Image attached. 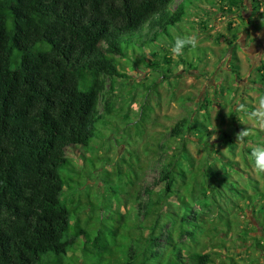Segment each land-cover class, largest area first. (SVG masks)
<instances>
[{"label": "trees", "instance_id": "obj_1", "mask_svg": "<svg viewBox=\"0 0 264 264\" xmlns=\"http://www.w3.org/2000/svg\"><path fill=\"white\" fill-rule=\"evenodd\" d=\"M173 1L0 0V264H223L212 260L206 248L232 226L228 217H220L211 192L206 194L204 178H212L211 190L215 187L218 193L226 180L204 163L193 167L184 144L163 156L155 185L139 184L135 223L128 226L126 215L118 214L123 233L112 228L110 241L101 226H79L80 204L67 207L59 200L71 182L67 174L75 172L73 158L84 159L80 150L98 134L97 125L113 116V86L127 79L123 60L136 48L168 36L169 28L185 17L189 0H180L172 9ZM246 4L226 0L221 11L249 8L239 20L257 30L251 21L255 10ZM169 61L165 55L152 54L143 63L152 73L160 71L159 63L165 64L159 73L165 78L171 74ZM263 70L258 68V83H252L264 94ZM233 76L236 79L237 72ZM198 122L192 120L193 129ZM189 124L180 118L168 129L167 138H179ZM212 133L216 141H230L219 130L192 135L207 140ZM253 138L263 143L262 137ZM211 157L208 162L222 159ZM246 180L252 188V181ZM159 184L160 193L154 189ZM253 189L243 195L239 209L250 212L254 231L242 230L233 242L259 248L264 256V190L256 185ZM228 191L234 197L245 192ZM140 194L149 206L141 204ZM184 206L188 210L181 214L173 210ZM193 206H206V212L217 209L215 224L203 221Z\"/></svg>", "mask_w": 264, "mask_h": 264}, {"label": "rangeland", "instance_id": "obj_2", "mask_svg": "<svg viewBox=\"0 0 264 264\" xmlns=\"http://www.w3.org/2000/svg\"><path fill=\"white\" fill-rule=\"evenodd\" d=\"M179 1L174 0L171 8ZM256 1L257 4L241 0V4L249 3L255 10L251 13L258 30L249 23L243 29L244 22L238 23L239 16H246L243 12L248 14L250 11L245 6L243 12L233 9V13H223L221 8H226V0H189L185 3V17L169 28L168 36L157 37L150 47L136 48L133 55L123 60L125 69L122 73L127 79L117 80L113 86V116L97 125L98 134L90 140L88 147L80 150L84 159L73 158L71 165L75 172L67 174L66 178L71 182L63 187L59 197L67 207L80 204L82 208L77 215L80 227L101 226L108 241V232L112 228H119L123 233L122 222L116 221L118 214L126 215L128 226L135 223V195L139 184L155 185L163 156H169L184 144L193 167L204 163L208 171L219 173L226 180L218 193L214 191L215 187L211 190L212 178H204L206 194L211 192L219 211L206 212V206L191 208L199 212L203 221L211 220L215 224L213 214L218 211L220 217H228L231 222V231L209 242L211 246L206 250L210 258L223 264L230 263L228 258L236 264H264L259 248L250 250L247 244L233 242V236L242 230L254 231L250 212L242 213L239 209L243 195L252 194L255 185L264 190V173L254 169L250 157L251 147L259 141L253 137L264 139V129L247 115L255 107L257 96L263 94L259 85L252 83H258L257 70L264 67V0ZM193 32L199 36L198 47L185 48L181 56L173 55L170 48L175 37ZM152 54L170 59L167 66L170 75L163 78L159 74L166 67L163 63H159L160 71L156 73L145 66L144 60L152 59ZM233 72H237L236 79ZM261 72L264 75V70ZM240 104L245 105L244 110H238ZM98 107L100 109L101 103ZM182 117L190 121L189 130L183 131L177 139H168V129ZM193 119L199 121L200 126L196 129H193ZM244 127L249 130L248 136L252 137L253 143L249 137L243 143L235 142V134ZM218 130L229 137L227 144L224 140H214L213 133L207 140L198 134L197 138L192 135L194 131L210 135ZM261 141L264 144V140ZM161 144L165 149L159 151L157 146ZM219 155L220 161L211 159L208 162L209 157ZM224 162L233 164L234 169L228 170ZM247 178L252 181V188L248 186ZM161 187L159 184L154 189L160 193ZM237 188H244L245 192L234 197L228 190ZM140 196L141 204L149 206L145 195ZM173 210L181 214L188 209L184 206ZM87 219H90L88 223L85 222ZM256 234L259 233H253V236ZM248 257L251 262L247 261Z\"/></svg>", "mask_w": 264, "mask_h": 264}, {"label": "clouds", "instance_id": "obj_3", "mask_svg": "<svg viewBox=\"0 0 264 264\" xmlns=\"http://www.w3.org/2000/svg\"><path fill=\"white\" fill-rule=\"evenodd\" d=\"M199 36L197 33H189L183 36H176L170 48V52L175 56L184 54L185 48L195 49L198 47ZM245 105L240 104L238 110H244ZM249 119L256 122L257 126L264 129V94H260L256 98L255 107L247 113ZM249 135V130L244 127L235 134V142L243 143ZM250 157L254 169L258 173H264V144H258L251 147Z\"/></svg>", "mask_w": 264, "mask_h": 264}, {"label": "crops", "instance_id": "obj_4", "mask_svg": "<svg viewBox=\"0 0 264 264\" xmlns=\"http://www.w3.org/2000/svg\"><path fill=\"white\" fill-rule=\"evenodd\" d=\"M245 6H246V4H244ZM248 9V8H247ZM252 19H251V21L253 22V17H251ZM238 23H242L240 20L238 21ZM246 23H248V21H244V25H243V27H244V29H245V24ZM253 24H254V22H253ZM252 25V24H251ZM258 26V25H257ZM258 29H259V26H258ZM257 29V30H258Z\"/></svg>", "mask_w": 264, "mask_h": 264}]
</instances>
